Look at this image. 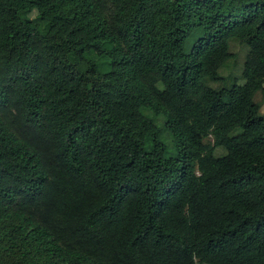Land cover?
<instances>
[{
    "label": "trees",
    "instance_id": "16d2710c",
    "mask_svg": "<svg viewBox=\"0 0 264 264\" xmlns=\"http://www.w3.org/2000/svg\"><path fill=\"white\" fill-rule=\"evenodd\" d=\"M257 92L264 0H0V264H264Z\"/></svg>",
    "mask_w": 264,
    "mask_h": 264
},
{
    "label": "rangeland",
    "instance_id": "374dc122",
    "mask_svg": "<svg viewBox=\"0 0 264 264\" xmlns=\"http://www.w3.org/2000/svg\"><path fill=\"white\" fill-rule=\"evenodd\" d=\"M73 21L79 25L84 23V19L82 16H77L73 18ZM229 50L236 55L235 57V65L231 66V68H221L220 72L222 74H228L230 77H233L237 83H242V80L239 78L240 74V65L242 63L243 57L246 53V46L243 43L240 42H231L229 44ZM115 66L117 68H120V62L119 58H115L114 60ZM253 99L255 102L259 104V111L264 113V99L262 98L261 94L259 92L255 93L253 96ZM264 164V159L262 158H257L254 161V166L258 167L260 165Z\"/></svg>",
    "mask_w": 264,
    "mask_h": 264
}]
</instances>
